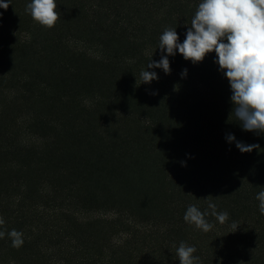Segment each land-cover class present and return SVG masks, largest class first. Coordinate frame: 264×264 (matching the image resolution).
Returning <instances> with one entry per match:
<instances>
[{
  "label": "rangeland",
  "instance_id": "obj_1",
  "mask_svg": "<svg viewBox=\"0 0 264 264\" xmlns=\"http://www.w3.org/2000/svg\"><path fill=\"white\" fill-rule=\"evenodd\" d=\"M30 2L0 8V64L7 70L0 78V231L16 229L24 240L13 248L7 235L0 239V264H141L148 248L169 252L180 234H141L131 221L181 223L188 206L208 209L206 198L216 192L205 187H218L219 170L197 156L200 145L147 130L142 93L130 92L124 71L111 77L112 67L91 53L109 35L117 63L142 58L159 50L165 28H176L182 43L184 24L159 18L155 45L137 46L107 22L76 12L61 11L53 28L42 27L25 12ZM170 69H149L158 79L145 85L183 90ZM174 117L162 120L168 129ZM114 210L124 215L117 219Z\"/></svg>",
  "mask_w": 264,
  "mask_h": 264
},
{
  "label": "trees",
  "instance_id": "obj_2",
  "mask_svg": "<svg viewBox=\"0 0 264 264\" xmlns=\"http://www.w3.org/2000/svg\"><path fill=\"white\" fill-rule=\"evenodd\" d=\"M58 2L62 7L57 10L64 12L65 16L76 12L82 18L92 19L94 24L96 20H101L100 26L109 24L126 33L134 45L154 46L153 26L160 20L159 18L172 17L183 23L185 35L201 0H59ZM105 38L104 42L96 44L98 47L103 46L101 53L93 49L91 55L113 68H108L109 72L110 70L112 72L111 77L119 70H123L126 80L130 82L129 91L142 93L145 98L143 104L146 109L145 115L149 117L147 130L160 131L164 135L169 133L175 137L180 134L181 138L189 140L190 144L202 147L197 156L201 159H213V167L217 172L219 170L220 180L218 187L214 189L205 187V189L216 192L212 193L215 196L212 202L217 205V211L229 213V220L223 225L215 217L207 216L206 219L215 225L207 233L186 222L181 223L187 226H179L181 223L175 221L167 222V225L164 222L151 224L145 220L133 221V223L131 221L133 226H137V232L141 234H168L174 231L183 238L177 246L169 248V252H159L158 249L152 251V248L144 250V260L141 264H180L176 256V248L181 242L197 249L194 255L200 258L199 264H264V215L260 213L259 201L255 199L258 192L264 188V133L243 130L234 113H231L233 104L230 84L219 70V65L214 62L215 52L206 54L202 62L193 64L190 60H185L177 50L176 55L169 56L168 59L178 78L176 83L186 86L183 90H175L173 93L169 91L160 93L156 87H148L145 83L139 84L140 80L137 78H140L141 71L138 68L146 69L150 60L158 62L162 55H167L166 51L161 53L159 49L142 58L126 57L117 63L119 61L116 59L117 48L115 44L107 42L109 35ZM21 46L31 47L29 44ZM75 52L80 56L87 54L80 52L79 49ZM3 68L0 64V78L6 79L7 70ZM184 69H187L186 76L181 75ZM82 76L87 77V75ZM96 90L99 91V88ZM149 99L154 101V105ZM170 115L175 116L174 122L177 123L172 129H168V123L162 121ZM227 134L234 135L236 141L247 145L257 144L259 148L242 153L235 142L229 143L226 140ZM218 192L221 195H218ZM202 211L210 210L203 208ZM112 215L119 219L124 214L120 210H114ZM233 221L238 224L235 232H232L230 227ZM153 225L157 226V230L153 229ZM188 236L191 238L184 240Z\"/></svg>",
  "mask_w": 264,
  "mask_h": 264
},
{
  "label": "clouds",
  "instance_id": "obj_3",
  "mask_svg": "<svg viewBox=\"0 0 264 264\" xmlns=\"http://www.w3.org/2000/svg\"><path fill=\"white\" fill-rule=\"evenodd\" d=\"M9 5L10 0H0V8L7 10ZM56 9L55 0H31L25 6V12L47 29L58 22L60 12ZM157 48L161 53L166 51L167 55H162L158 62L150 60L146 70L140 72L139 84L158 79L155 71L147 69L160 68L165 74H170L168 57L175 56L177 50L193 64L202 62L206 54L214 51V62L230 84L231 113H234L243 130L264 133V0H201L183 42H179L176 28H165L159 36ZM181 75L186 76L187 69ZM226 140L235 142L242 153L259 148L257 144L247 145L236 141L232 134H227ZM206 199L210 211H201L196 205H190L183 216L187 224L205 233L215 226L206 219L207 216L215 217L221 225L229 220L227 211H217L211 195ZM255 199L259 201V211L264 215V188ZM4 223L0 216V225ZM230 227L235 232L238 224L233 221ZM5 235L10 238L13 248L23 246L22 232L16 229L7 233L0 231V239ZM196 251L194 246L181 242L176 248V256L180 264H199L200 258L194 255Z\"/></svg>",
  "mask_w": 264,
  "mask_h": 264
}]
</instances>
